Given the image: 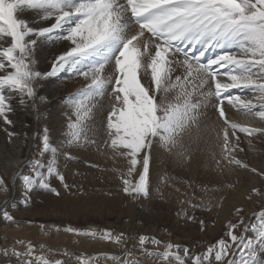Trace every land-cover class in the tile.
Segmentation results:
<instances>
[{"label":"snow or ice","instance_id":"snow-or-ice-1","mask_svg":"<svg viewBox=\"0 0 264 264\" xmlns=\"http://www.w3.org/2000/svg\"><path fill=\"white\" fill-rule=\"evenodd\" d=\"M59 41L67 42V49L51 59L48 70H41L38 45ZM61 74L85 81L63 98L64 146L54 143L46 123L33 133L38 141L35 155L13 173L11 185L0 175V195L6 197L0 205L4 220L16 223L7 210V197L17 182L25 206L36 189L59 196L53 179L70 190L61 171V157L65 166L78 158L68 149L96 147L113 160L122 158L126 170L113 171L118 173L123 193L134 202L148 198L153 150L158 147L181 166L189 164L201 141L198 135L192 136V130L209 126V108L216 116L211 123L219 149L211 153L215 170L223 175L240 168L264 177V171L238 158L244 151L242 139L254 150L252 138L264 137V0H0V124L9 143L21 135L9 130L16 126L12 116L17 106L30 110L39 121L43 115L39 103L47 101L39 90L44 81ZM233 89L239 91L233 94ZM105 100L106 118L97 122L96 113L104 110ZM225 100L243 122L227 116ZM23 135L27 139L28 133ZM170 179L166 171L159 177L165 185ZM201 187L204 196L221 190L220 186ZM253 194L264 198L258 188L253 187L247 198ZM195 199L181 200L188 207H182L178 215L194 221L189 209L210 211L221 207L224 198L215 203L213 197H200L199 203ZM11 206L16 207L14 201ZM241 212L236 208L237 222L229 221L225 236L199 254L143 234L130 249L123 232H82L70 227L64 231L121 245L120 256L101 254L115 264H141V257L153 264H264V208L253 214L255 223ZM200 225L201 230L207 227L203 220ZM15 243L25 250L13 246L0 249V254L6 259L15 257L16 264H68L35 255L31 242L26 246L24 241ZM63 255L77 264L97 261L68 251Z\"/></svg>","mask_w":264,"mask_h":264},{"label":"bare ground","instance_id":"bare-ground-1","mask_svg":"<svg viewBox=\"0 0 264 264\" xmlns=\"http://www.w3.org/2000/svg\"><path fill=\"white\" fill-rule=\"evenodd\" d=\"M32 15L34 18V14ZM66 49L65 41L38 45L36 51L39 68L43 71L48 70L51 59ZM220 79L226 81L227 77ZM84 84L83 78H68L67 74L44 81L39 95L46 96L47 101L38 102L40 112L43 114L41 119L37 121L30 110L17 106L16 114L12 116L16 126L9 130L19 132L21 135L13 138L12 143L8 142V137L0 124V175L8 180L9 185L12 184L13 173L35 155L38 141L33 139V133L45 123L51 129L54 143L64 146L66 117L63 114L65 110L63 98ZM230 91L236 94L239 90ZM247 94L251 96V93ZM104 103V110L96 113L97 122L106 118L107 101L105 100ZM223 106L228 117L243 122V118L228 105L226 100ZM208 113L211 117L207 122L209 126L205 127L202 124L199 132L196 129L192 130V136L198 135L201 141L200 150L189 164L181 166L176 162L175 157L162 152L158 147L153 150L152 188L148 198L141 197L134 202L127 197L121 189L118 173L113 171V169L125 171L126 162L119 157L113 160L105 150H97L96 147L68 149L78 160L68 161L66 166L61 157V171L70 190H65L58 180L53 179L51 183L57 187L59 196L36 189L31 194L30 203L25 206L20 202L22 189L17 182L7 197L10 201L7 210L15 218L16 223L6 221L0 215V249H10L15 246L17 250L24 251V248L15 243L19 240L24 241L25 246L31 242L35 246V255L44 254L52 259L67 260L68 264H77V262L64 256L65 251L75 255L83 254L84 257H96V264H115L113 260L106 259L101 254L120 256L123 251L121 245L65 232L64 228L70 227L82 232L90 229L123 232L129 237L127 247L130 249L138 243L141 234L180 245L184 242L188 244L193 254V252L201 253L203 247L208 245L212 238L218 236L229 221L237 222L238 217L234 215L236 208L242 209L240 215L255 222L253 214L264 208V198L254 194L251 199L247 197L253 187L264 192V177L240 168H234L231 173L226 171L223 175L215 170L211 153L213 151L218 153L219 149L215 147L216 134L211 130V123L216 120V116L211 108ZM220 123L222 121L216 124L217 130ZM25 132L28 133L27 139L23 135ZM239 135L243 137L244 134ZM252 139L254 150L250 149L247 139H242L241 147L244 151L238 153V158L245 160L258 171H264V137ZM187 140L186 137L185 142ZM101 152H104V155ZM91 164L99 167H91ZM23 170L25 173L28 172L27 167H23ZM165 171L171 178L168 185L159 181V177ZM185 181L189 182L191 187ZM225 184H232L234 187H223ZM203 185L220 186L221 190L204 196L201 187ZM177 188L181 190L179 193L176 192ZM221 196L224 198L221 207H213L210 211L197 208L193 212L189 209L190 215L195 212L204 213L206 218L212 219V225L207 223L208 226L203 233L198 231L194 221L178 215L182 207H188V205L182 206L181 200L195 197L194 202L199 203L200 197H204L205 200L213 197L215 203ZM5 199L4 195H0V205H3ZM12 201L16 204L15 208L11 206ZM213 214L216 215L215 219L212 218ZM41 225L45 227L42 229ZM40 245H44V248L41 249ZM148 247L153 246L148 244ZM0 264H16V258L10 256L6 259L0 254ZM141 264H153V262L151 259L141 257ZM188 264H191V261H188Z\"/></svg>","mask_w":264,"mask_h":264},{"label":"rangeland","instance_id":"rangeland-1","mask_svg":"<svg viewBox=\"0 0 264 264\" xmlns=\"http://www.w3.org/2000/svg\"><path fill=\"white\" fill-rule=\"evenodd\" d=\"M101 150H103L104 151V149H101ZM102 153V155H104V152H101ZM52 186H53V184H52ZM53 187H56V186H53ZM57 188V187H56ZM48 193H50V192H48ZM50 194H52V193H50ZM54 195V194H53ZM127 202V201H126ZM127 204H129V202H127ZM199 209V208H198ZM201 209H203V208H201ZM173 214H175V212H172ZM195 214V215H194ZM194 214H191V215H194L195 217H196V221L194 220V223L198 226V231L200 232V233H203L204 231H205V229L204 230H201V225H200V221H201V219L206 223V225L208 226V224H210V225H212V219H209V218H206V215L204 214V213H194ZM197 214V215H196ZM202 214V215H201ZM198 216V217H197ZM201 216H202V218H201ZM214 217H216V215L215 214H213L212 215V218L213 219H215ZM200 219V220H199ZM206 219V220H205ZM190 221V220H189ZM207 221V222H206ZM210 222V223H209ZM252 222H254V221H252ZM255 222H257V221H255ZM254 222V223H255ZM208 223V224H207ZM225 232H226V228L224 227V229L222 230V232L218 235V236H216V237H214V238H212L211 239V241H210V243L208 244V245H210V244H213V243H215V241L216 240H218V239H220V238H222V237H224L225 236ZM250 235H251V233H250ZM87 237V236H86ZM159 239V238H158ZM184 242H182V246H186L187 245V247H189L188 246V244H186V243H184ZM203 244H205V243H203ZM208 245H206L205 247H203V250L201 251V252H203L206 248H207V246ZM193 254H199V252L197 253V252H193Z\"/></svg>","mask_w":264,"mask_h":264}]
</instances>
